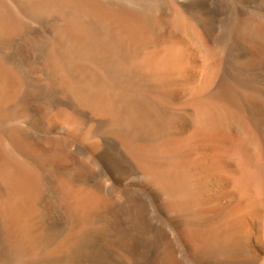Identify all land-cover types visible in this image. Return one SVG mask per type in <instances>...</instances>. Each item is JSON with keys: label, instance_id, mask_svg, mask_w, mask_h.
I'll return each mask as SVG.
<instances>
[{"label": "bare ground", "instance_id": "bare-ground-1", "mask_svg": "<svg viewBox=\"0 0 264 264\" xmlns=\"http://www.w3.org/2000/svg\"><path fill=\"white\" fill-rule=\"evenodd\" d=\"M0 264H264V0H0Z\"/></svg>", "mask_w": 264, "mask_h": 264}]
</instances>
